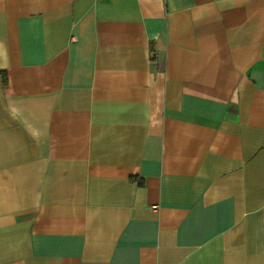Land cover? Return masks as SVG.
Masks as SVG:
<instances>
[{"label":"crops","instance_id":"crops-1","mask_svg":"<svg viewBox=\"0 0 264 264\" xmlns=\"http://www.w3.org/2000/svg\"><path fill=\"white\" fill-rule=\"evenodd\" d=\"M0 264H264V0H0Z\"/></svg>","mask_w":264,"mask_h":264},{"label":"built area","instance_id":"built-area-1","mask_svg":"<svg viewBox=\"0 0 264 264\" xmlns=\"http://www.w3.org/2000/svg\"><path fill=\"white\" fill-rule=\"evenodd\" d=\"M71 39H75V35H72V36H71ZM153 207L155 208V206H153Z\"/></svg>","mask_w":264,"mask_h":264}]
</instances>
